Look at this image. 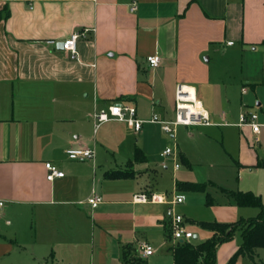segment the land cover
<instances>
[{"label": "crops", "instance_id": "0c3cea01", "mask_svg": "<svg viewBox=\"0 0 264 264\" xmlns=\"http://www.w3.org/2000/svg\"><path fill=\"white\" fill-rule=\"evenodd\" d=\"M84 29L76 58L46 43ZM155 53L161 64L151 68L147 57ZM180 82L196 90L213 124L176 126L172 134L177 127L193 135L198 127L222 126L212 118L222 103H231L229 91L250 101V87L261 107L264 0H0V264H124L125 251L140 255L142 243L155 250L147 264H174L177 242L166 216L172 193L142 178L160 163L168 170L173 153L191 166L180 150L163 155L167 147L156 128L170 133L150 121L154 115L174 119ZM119 102L133 104L137 118L146 121L140 131L117 120L96 126L94 113ZM239 128H247L253 141L249 127ZM72 147L91 148L95 156L69 160ZM46 162L64 177L47 180ZM114 172L126 176L110 177ZM188 185L177 182L174 196ZM222 191L235 202L231 190ZM138 193L161 195L164 202H135ZM94 195L102 198L97 207L88 202ZM225 211L213 221L259 213ZM184 218L191 230V219ZM198 227L203 240L212 236ZM226 245L217 250L220 264L239 247L228 246L229 254Z\"/></svg>", "mask_w": 264, "mask_h": 264}, {"label": "rangeland", "instance_id": "374dc122", "mask_svg": "<svg viewBox=\"0 0 264 264\" xmlns=\"http://www.w3.org/2000/svg\"><path fill=\"white\" fill-rule=\"evenodd\" d=\"M219 77L229 79L221 74ZM248 87V86H247ZM225 89L221 88L223 94ZM250 101L242 97L240 91H229L231 103H222L220 110L212 120L222 126L198 127L194 129L193 135H189L185 127H177L174 134H166L158 128L157 135L163 139L164 149L170 148L174 151L185 153L191 162L188 166L178 156L173 155L168 159L169 169L164 170L163 166H157V171L145 175L142 180L153 186L160 192L174 193L177 182H187L192 185H205L204 190H194L191 188H180L179 194H184L186 199L181 205L176 206V212L191 219L190 228L198 236L190 241L199 243L203 241L198 225L200 222L213 221L217 215H225V209L237 208L244 217L255 216L259 212L254 207H238L235 202L228 199L223 193V188L231 191H252L261 197L264 202V125L261 128L260 144L254 146L250 131L246 128L233 126L238 123L241 113L249 111V106L257 109L258 122L264 124V94L260 95L261 107H257L255 92L248 87ZM221 94L222 97H224ZM225 98V97H224ZM227 114V119L219 117V114ZM226 123V126L223 125ZM233 123V124H232ZM240 129L245 135L241 136ZM172 135H174L172 137ZM179 145V148L178 146ZM173 151V152H174ZM176 158V160L174 159ZM178 163L180 168L174 171V164ZM215 183V186L209 185ZM214 198V204L208 205L207 192ZM171 194V200L173 196ZM228 246L241 244L240 232L236 231L229 241ZM227 246V245H226ZM226 247V250L231 253ZM167 254H162L161 261L166 262ZM227 260V259H226ZM257 262L264 263V249L258 250ZM221 263V257H217L216 264ZM236 264H254L248 258H239Z\"/></svg>", "mask_w": 264, "mask_h": 264}, {"label": "built area", "instance_id": "2783aa9c", "mask_svg": "<svg viewBox=\"0 0 264 264\" xmlns=\"http://www.w3.org/2000/svg\"><path fill=\"white\" fill-rule=\"evenodd\" d=\"M137 2L134 1L131 5L130 10L132 12L137 10ZM88 29H84L79 32H73L68 38L63 40V50L70 52L72 57L78 56V40L84 38L87 35ZM50 46L57 45L55 40H48L46 42ZM233 42H228V45H232ZM147 63L151 68H156L161 64L160 56L155 53L147 57ZM247 89H242L243 93H246ZM96 126L110 121L117 120L120 122L127 123L134 131L138 132L141 130L143 124L146 121L137 118L136 108L131 103H115L109 107L108 111L101 110L96 111L93 115ZM151 122L159 123L161 128L171 133L176 126H209L212 125V121L208 111L204 108L202 102L199 100L196 90L183 82L176 85L175 88V115L172 121H162L158 115H154L150 120ZM239 127H249L253 133V144L254 146L260 144V133L261 128L264 124L258 122V115L254 111H246L240 114L239 121L236 124ZM172 150L166 148L163 155L171 154ZM66 154L69 160L83 162L91 160L95 156V151L91 148H68ZM179 165L176 164V167ZM47 171L46 178L49 181H53L55 178L64 177V172L60 170L56 165L51 162L45 163ZM185 200L183 194H176L171 201V206L166 211V216L170 221L171 236L174 241H188L194 237V233L189 229L183 215L176 212V206L182 204ZM134 201L140 203L154 202L162 203L164 199L161 195L152 194L147 195L145 193H138L134 195ZM89 204L92 207H97L101 202L102 198L98 195H94L88 199ZM5 207V201L0 200V211ZM140 255L143 258H147L154 254V247L148 243H142L139 246Z\"/></svg>", "mask_w": 264, "mask_h": 264}, {"label": "trees", "instance_id": "16d2710c", "mask_svg": "<svg viewBox=\"0 0 264 264\" xmlns=\"http://www.w3.org/2000/svg\"><path fill=\"white\" fill-rule=\"evenodd\" d=\"M140 153L137 150L136 154ZM109 176L121 177L126 176V173L114 172ZM186 188L204 190L205 185L189 184ZM228 194L238 206L258 208V215L248 219L240 218L232 223L200 222L199 226L210 231L212 236L199 243L190 240L182 243L177 241L173 247L174 264H216L218 247L232 239L236 231L240 232L241 244L226 264H236L241 257L248 258L254 264H262L257 262L256 258L258 250L264 249V202L251 191H232ZM124 264H147V261L139 254H132V251L126 250Z\"/></svg>", "mask_w": 264, "mask_h": 264}, {"label": "water", "instance_id": "95a60500", "mask_svg": "<svg viewBox=\"0 0 264 264\" xmlns=\"http://www.w3.org/2000/svg\"><path fill=\"white\" fill-rule=\"evenodd\" d=\"M57 46H58V48H59L60 50H63V42H59V43L57 44ZM194 238H196V236H195ZM180 242L182 243L183 240H181Z\"/></svg>", "mask_w": 264, "mask_h": 264}]
</instances>
